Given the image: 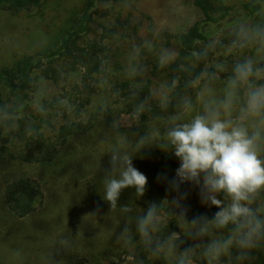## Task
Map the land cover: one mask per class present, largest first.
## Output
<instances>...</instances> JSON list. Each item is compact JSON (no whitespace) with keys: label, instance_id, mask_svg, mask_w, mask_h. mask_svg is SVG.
<instances>
[{"label":"rangeland","instance_id":"374dc122","mask_svg":"<svg viewBox=\"0 0 264 264\" xmlns=\"http://www.w3.org/2000/svg\"><path fill=\"white\" fill-rule=\"evenodd\" d=\"M246 1L253 0H225L234 5L230 16L219 24H204V29L210 33L213 55L189 100L192 110L185 109L175 118L176 123L190 122L196 115L203 114L206 106L214 107L224 101L236 64L251 59L255 68H264V26L262 36L256 37L249 31V20L240 8ZM85 2L46 0L39 7L17 13L0 10V65H11L25 55L45 51L58 33L73 23ZM98 4L94 15L96 33L90 38L101 40L112 30V35L103 37L102 42L108 49V76L91 83L90 101L85 104L88 85L84 84L83 70L70 73L68 80L58 85L35 72L32 106L37 110L54 101L55 108L50 110L52 127L47 129L52 135L55 133L53 126L66 119L84 121L105 104H111L115 110L110 118H104L103 123L92 130L88 141H84V135L73 136L63 150L67 154L65 159L23 167L26 174L40 181L44 191L43 201L33 214L16 218L5 209L4 179L0 172V264H139L125 237L135 221L128 214L144 211L146 200L136 191L132 192L135 197L121 191L120 196L125 198L128 194L134 198L133 201L125 198L129 210L110 206L104 199V182L113 168L109 159L114 153L128 151V144H135L137 148L142 140L137 137L144 130L151 146L146 148L145 156L156 165L171 164L172 171L167 172L166 178L171 181L175 177L179 159L170 147H163L161 141L158 145L154 142L155 137L161 140V131L152 130L149 125L141 126L136 116L119 113L118 107L111 103L110 94L120 81L141 83L151 77L148 62L160 59L164 51L176 53L179 33L199 20L201 13L193 0H111ZM229 34H239V40L221 47L220 42ZM151 79L153 95L163 99L167 94L165 80ZM250 79L255 86L264 85V74ZM247 91L246 84L239 85L230 113L221 109V118L232 119L247 128L249 134L260 131L258 155L262 158L264 124L260 117L251 115L241 119L240 109L246 106ZM172 126L173 119L166 121L165 135ZM131 128L136 129L133 135L127 133ZM84 147L92 160H84ZM9 170L12 168L2 172ZM113 176L118 178L119 171ZM259 194L261 200L257 210L264 213V190ZM217 198L223 204L231 203L230 197L223 193ZM173 201L172 206L164 203L167 211L160 213V222H166L168 211H182ZM181 203L187 210L192 207L187 198ZM129 218L131 220H127ZM181 220L186 228L189 222L185 217ZM188 264L193 263L189 261Z\"/></svg>","mask_w":264,"mask_h":264},{"label":"trees","instance_id":"16d2710c","mask_svg":"<svg viewBox=\"0 0 264 264\" xmlns=\"http://www.w3.org/2000/svg\"><path fill=\"white\" fill-rule=\"evenodd\" d=\"M111 0H86L83 8L74 19L73 23L61 30L53 43L43 52L25 55L11 65H0V172L3 175V204L5 209L16 218H23L33 214L42 203L44 191L39 180L25 173V165H45L55 160L65 159L63 150L73 136L84 135V141H88L89 134L93 129L103 123L104 118H110L115 108L111 104L98 107L91 112L89 117L82 120H64L58 126H53L54 135L47 132L52 127L50 110L55 108L54 101L42 105L35 110V72L42 79L58 85L69 78V74L84 71V84L88 85L85 104L88 103L92 92L91 83L99 78L107 77V52L105 44L101 40L90 37L96 33L95 13L100 4ZM46 0H0V10L17 13L22 10H30L44 4ZM199 9L201 17L183 29L177 38L178 50L174 59L164 66L160 65L159 58H153L148 62L149 74L153 78H162L166 83V96L163 99L156 98L152 93L153 81L147 77L141 83L120 81L114 86L110 97L111 102L119 109V113L136 116L140 125L151 127L152 130L161 131V140L156 137V145L166 144L165 123L181 115L185 110V101H189L195 93L196 84L202 78L207 64L213 55L210 33L204 29V24H219L228 18L234 10L233 4H227L225 0H193ZM242 12L249 20V31L256 37L262 36L264 26V0L246 1L240 4ZM254 36V38H255ZM253 38V40H254ZM239 40V34H229L223 44H232ZM175 82V83H174ZM88 89V90H87ZM143 106L137 115V109ZM67 116V114H65ZM144 128V129H145ZM136 129L131 128L127 133L133 135ZM139 138V139H138ZM137 139L144 141L142 146L128 144L130 148L125 151L133 157V165L143 172L148 178L146 191L142 197L146 200V208L141 212H134L128 216L135 221L130 233L126 234V244L132 248V256L139 264H180L185 249H191L187 261L193 264H264V240H261L256 248L249 250V259L240 260V249L235 243L234 225L229 224L224 228H217L213 224H205L201 220L197 224L192 221L204 216L211 221L214 213L219 209L216 206H205L200 203L199 188L191 183L180 185L179 193L170 187L167 172L172 171L171 164L156 165L149 162L146 157V148H150V138L145 139L144 130ZM137 140V142H139ZM139 145V144H137ZM84 147V160H92ZM124 152V153H125ZM156 153H158L156 151ZM264 159V156L261 158ZM111 160V157L110 159ZM93 164L91 161H89ZM173 166V165H172ZM2 172L3 169H11ZM8 171V170H7ZM113 168L108 177L113 176ZM130 188V189H129ZM134 187L123 189L124 193L132 194ZM181 193H187V199L192 205L185 215L181 210L168 211L166 222H160L158 231L152 233L154 242H160L164 248L154 255L145 247L138 235L137 227L141 217L153 204L157 207V215L166 209L164 203H171ZM126 194L125 198L133 201V197ZM119 196L116 208H127L128 200ZM261 195L258 194L251 207L259 208ZM226 206L227 204H223ZM257 215L264 219L263 212ZM186 218L189 223L186 228L183 222ZM127 220H131V219ZM181 226H179V224ZM201 229L205 234L196 235ZM175 236L177 247L169 252L168 242L170 237ZM233 238V244L229 250L218 259L209 260L205 255L207 246L212 241H223Z\"/></svg>","mask_w":264,"mask_h":264},{"label":"clouds","instance_id":"9594fccd","mask_svg":"<svg viewBox=\"0 0 264 264\" xmlns=\"http://www.w3.org/2000/svg\"><path fill=\"white\" fill-rule=\"evenodd\" d=\"M175 53L164 51L160 56V65L164 66L174 59ZM264 74V68H255L251 59L238 63L234 68V76L228 82L229 90L226 99L216 106H206L203 114L196 115L190 122L176 123L166 133L167 144L163 147L172 149L179 159L175 177L169 181L173 191L179 193L180 185L191 183L199 188V198L202 205L216 206L219 210L214 213L211 221L201 216L193 219L195 225L201 220L211 223L217 228L234 225L235 243L240 249L238 259H249V250L256 248L264 240V219L257 215L251 205L259 192L264 190V159L258 155L261 138L260 131L249 134L247 128L235 123L232 119H222L221 109L231 111L236 90L241 84H246L247 102L241 108V119L247 115L260 117L264 124V85L255 86L251 77ZM175 83V82H174ZM141 105L137 115L142 111ZM185 109L192 110L190 101H185ZM143 140L139 142L142 146ZM113 171L119 164V177L110 176L104 182V199L114 209L123 189L134 187L137 195H144L148 178L133 165V157L128 153H114L110 160ZM230 197L231 203L224 206L218 199V194ZM187 193H181L174 198V203L182 208L185 215L187 208L182 205ZM125 211L129 209L125 208ZM160 228V217L157 207L151 205L146 214L138 222V235L145 247L154 255L159 254L164 246L154 242L152 233ZM127 232V229L125 230ZM201 229L196 235H204ZM178 239L175 234L170 237L168 251H173ZM233 244V238L211 242L205 251L209 260L218 259L226 253ZM191 249H185L180 264H188L187 258Z\"/></svg>","mask_w":264,"mask_h":264}]
</instances>
